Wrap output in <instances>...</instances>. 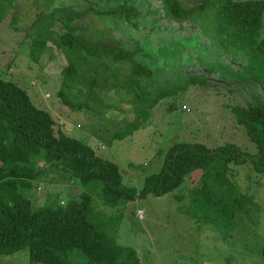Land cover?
Returning <instances> with one entry per match:
<instances>
[{
    "label": "trees",
    "instance_id": "obj_1",
    "mask_svg": "<svg viewBox=\"0 0 264 264\" xmlns=\"http://www.w3.org/2000/svg\"><path fill=\"white\" fill-rule=\"evenodd\" d=\"M6 1H0V23L10 9L6 11ZM163 1L171 18L178 22L197 21V15L212 14L216 26L213 23L209 38L218 43L228 41L229 46L248 52L247 62L237 63L227 53L222 59L235 73L230 81L244 86L254 82L262 92L246 105L231 106L238 124L245 126L248 138L256 143L257 152L244 151L233 142L216 147L177 142L168 149L161 170L147 176L138 189L125 184L118 163L99 156L92 145L65 132L50 111L33 102L19 81L0 77V254L29 248L33 264H144L135 248L120 243L94 219L93 188L112 209L172 192L180 201L189 195L191 207L213 208L210 213L224 220L249 215L258 205L234 179L233 166L250 162L256 172L264 174V0ZM89 11L125 17L135 24L140 16V11L127 2L108 9L90 5L81 10L59 7L49 14L40 13L37 23L44 29L31 41L28 56L38 63L53 45L65 53L68 64L61 72L58 96L71 108H96L89 97L95 95L98 86L113 88L127 102L145 103L141 117L126 122L115 132L116 138L145 126L152 115L150 108L168 97H177L178 89L208 83L206 77L195 75L172 89L157 87L154 66L147 60L150 50L148 54L143 47L91 41L80 34L78 19ZM47 17L51 23L44 24ZM58 22L62 32L54 29ZM124 63L128 71H123ZM14 64L15 60H10L7 67ZM86 90L87 97H81ZM170 106L174 109L176 101ZM54 175L61 183H74L78 193L67 189L62 201L61 190L45 205H38L35 181L57 182L52 179ZM184 183L186 190L180 191ZM138 212L143 215L141 209ZM262 257L264 264V248Z\"/></svg>",
    "mask_w": 264,
    "mask_h": 264
},
{
    "label": "rangeland",
    "instance_id": "obj_2",
    "mask_svg": "<svg viewBox=\"0 0 264 264\" xmlns=\"http://www.w3.org/2000/svg\"><path fill=\"white\" fill-rule=\"evenodd\" d=\"M11 1L4 3L6 11L10 9L0 23V77L19 81L33 102L50 111L65 132L92 145L99 156L118 163L125 184L142 188L147 176L161 170L168 149L181 141L209 147L233 142L244 151L257 152L256 143L248 138L245 126L238 124L231 106L246 105L262 92L254 82L244 86L230 81L235 73L228 70L224 57L228 54L243 63L247 62L248 52L229 46L228 41L218 43L209 38L215 25L212 14L197 15V21L178 22L171 18L163 0ZM126 2L140 11L136 24L128 23L125 17L99 16L89 11L78 19L80 34L91 41L143 47L145 53L150 50L147 60L154 66L159 88L172 89L195 75L206 77L208 83L190 84L185 91L178 89L177 97H168L150 108L152 115L145 126L132 135L116 138L115 132L126 122L141 117L145 103L127 102L113 88L98 86L95 95L89 97V103L96 108H71L58 96L61 72L68 64L65 53L49 42L52 49L37 63L29 58L28 50L44 29L37 23L40 13L49 14L59 7L81 10L90 5L108 9ZM50 20L47 17L44 24ZM57 25L54 29L62 32L60 22ZM261 37L264 38V25ZM10 60L15 64L9 69ZM122 67L128 71L127 63ZM87 91L80 96L87 97ZM173 101L176 106L171 109ZM233 171L242 191L258 202L249 215L224 220L210 213L213 208L191 207L189 195L180 201L174 192L150 195L112 209L93 188L94 219L120 243L135 248L144 264H263L264 174L256 172L250 162L234 165ZM52 179L57 182L35 181L38 205H45L61 190L62 201L67 189L78 193L74 183H61L56 175ZM185 185L180 191L186 190ZM0 264H33L29 248L0 254Z\"/></svg>",
    "mask_w": 264,
    "mask_h": 264
}]
</instances>
